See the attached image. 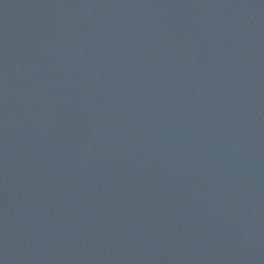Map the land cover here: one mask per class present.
I'll list each match as a JSON object with an SVG mask.
<instances>
[{
  "label": "water",
  "instance_id": "obj_1",
  "mask_svg": "<svg viewBox=\"0 0 264 264\" xmlns=\"http://www.w3.org/2000/svg\"><path fill=\"white\" fill-rule=\"evenodd\" d=\"M0 264H264V0H0Z\"/></svg>",
  "mask_w": 264,
  "mask_h": 264
}]
</instances>
